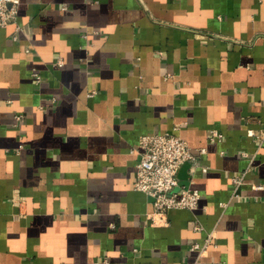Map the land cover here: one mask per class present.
Returning a JSON list of instances; mask_svg holds the SVG:
<instances>
[{"label":"crops","instance_id":"0c3cea01","mask_svg":"<svg viewBox=\"0 0 264 264\" xmlns=\"http://www.w3.org/2000/svg\"><path fill=\"white\" fill-rule=\"evenodd\" d=\"M16 24L0 28V264H264V139L246 135L264 129V0H19ZM165 132L205 152L176 173L199 206L162 225L133 180L138 137Z\"/></svg>","mask_w":264,"mask_h":264},{"label":"built area","instance_id":"2783aa9c","mask_svg":"<svg viewBox=\"0 0 264 264\" xmlns=\"http://www.w3.org/2000/svg\"><path fill=\"white\" fill-rule=\"evenodd\" d=\"M19 0H0V28L13 25L14 30H19L16 24V16ZM15 39V36H12ZM61 65V60L55 62ZM35 83L40 81L36 72L32 73ZM169 75H166V77ZM93 92L87 93L91 96ZM19 119V116H16ZM246 135L254 141L262 142L264 139V129L255 132L252 129L246 130ZM222 137L221 133L211 129L207 140L218 141ZM20 147V146H19ZM137 153L135 162V172L133 189L141 191L151 197L152 212L148 218L155 224H167V212L175 209L192 211L199 206L200 193L197 189L189 185L180 184L176 173L178 168L186 161H194L196 156L205 152V147L196 148L192 151L187 142L174 132L144 134L138 137L134 150ZM240 156L246 158L245 151ZM205 170V168H202ZM246 170L231 175L232 183L231 195H237V188L245 182ZM254 189L263 188L262 184L250 183ZM224 208L226 202H219ZM194 232L204 230L199 221L191 223ZM215 234L213 231L205 232L201 242L191 241L189 250L196 252L195 261L205 256L210 246H215Z\"/></svg>","mask_w":264,"mask_h":264}]
</instances>
